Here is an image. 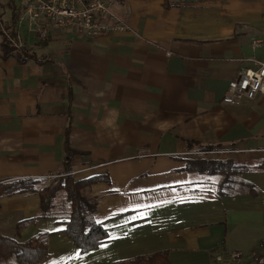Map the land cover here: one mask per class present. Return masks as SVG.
Listing matches in <instances>:
<instances>
[{
  "label": "crops",
  "instance_id": "crops-1",
  "mask_svg": "<svg viewBox=\"0 0 264 264\" xmlns=\"http://www.w3.org/2000/svg\"><path fill=\"white\" fill-rule=\"evenodd\" d=\"M171 3L116 1L122 32L89 35L47 20L46 39L22 32L38 60L0 56V180L56 177L68 139L80 152L73 175L98 177L94 217L108 231L81 251L60 218L38 216L39 193L5 196L3 234L49 233L50 255L37 264H116L163 251L143 264H214L232 251L256 264L249 256L264 255V94L223 102L239 69L264 60V0ZM197 159L251 170L220 192L223 174L188 169Z\"/></svg>",
  "mask_w": 264,
  "mask_h": 264
},
{
  "label": "trees",
  "instance_id": "trees-1",
  "mask_svg": "<svg viewBox=\"0 0 264 264\" xmlns=\"http://www.w3.org/2000/svg\"><path fill=\"white\" fill-rule=\"evenodd\" d=\"M123 4L125 0H116ZM12 7L11 21L15 22V6L10 0ZM164 5H172L171 0H164ZM1 19V15H0ZM9 34L16 37V30L11 27ZM8 35V34H7ZM2 31L0 26V56H14L20 62L30 59L38 60V54L33 48L25 45L16 46ZM67 153L70 159L64 161L60 174L54 177L52 185L42 184L40 178H17L0 180V206L1 199L5 196L15 194L39 193L40 212L39 217L61 219L64 225L63 231L72 239L74 244L81 251H88L99 246L107 239L108 231L104 225L97 222L94 214L97 209L98 198L92 196L91 186L98 180L97 176L76 178L73 175L72 160L75 154L80 153L77 149L70 147L69 140H66ZM205 151L217 150L218 147L206 145ZM188 169H197L200 172L211 174L220 173L224 180L220 186V192L226 188L236 187L239 178L244 172L251 170L248 164H238L232 160L223 161L219 159H197L191 160ZM259 166V165H258ZM261 166V165H260ZM238 175L239 177H233ZM226 177V178H225ZM242 188L247 186L256 190V187L248 181H241ZM61 195V196H60ZM59 197H61L59 199ZM27 221L19 222L18 228L24 226ZM49 233L39 232L31 238L21 241L15 237L3 234L0 231V264H37L50 255L47 238ZM160 252L148 257L139 256L129 261H121L116 264H143L151 261V258L165 255ZM264 257V255H261ZM161 260V264H168V259Z\"/></svg>",
  "mask_w": 264,
  "mask_h": 264
},
{
  "label": "built area",
  "instance_id": "built-area-1",
  "mask_svg": "<svg viewBox=\"0 0 264 264\" xmlns=\"http://www.w3.org/2000/svg\"><path fill=\"white\" fill-rule=\"evenodd\" d=\"M116 0H19L15 10V22L11 27L16 30V37L3 29L7 37L18 47L26 45L22 37L27 34L37 39H46L48 28L45 21L51 20L59 27H73L89 35L122 32L127 24L114 7ZM10 27V28H11ZM11 30V29H10ZM262 39H254V48L262 46ZM264 94V60L258 61L257 67H241L235 77L229 81L223 102L240 105ZM250 258H257L256 264H264V257L253 252ZM242 251H232L227 255H217L214 264H242Z\"/></svg>",
  "mask_w": 264,
  "mask_h": 264
},
{
  "label": "rangeland",
  "instance_id": "rangeland-1",
  "mask_svg": "<svg viewBox=\"0 0 264 264\" xmlns=\"http://www.w3.org/2000/svg\"><path fill=\"white\" fill-rule=\"evenodd\" d=\"M15 2L18 3L19 0H15ZM10 3H11L10 0H0V15H1L0 21H2V22L5 21V23H2V25H3V29L7 32H9L11 29L10 23H11L12 7H11ZM0 40H1V36H0ZM233 177H239V176L234 175ZM53 179H55V178L52 177V178H49L46 180L42 179V182L40 183V185H42V184L52 185L54 183Z\"/></svg>",
  "mask_w": 264,
  "mask_h": 264
}]
</instances>
